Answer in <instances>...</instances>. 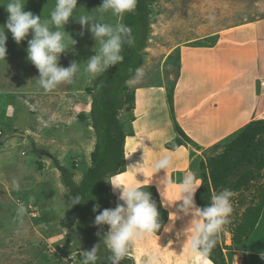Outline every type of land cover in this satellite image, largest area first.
Listing matches in <instances>:
<instances>
[{
    "label": "rangeland",
    "instance_id": "1",
    "mask_svg": "<svg viewBox=\"0 0 264 264\" xmlns=\"http://www.w3.org/2000/svg\"><path fill=\"white\" fill-rule=\"evenodd\" d=\"M7 2L0 0V25L6 22L8 16L2 5ZM24 3L25 11L41 16L44 21L50 18L56 0H24ZM101 3L102 0H77L74 16L92 15L97 19L102 18L105 23L123 24L125 14L118 18L110 13L101 15L97 12L96 8ZM75 17L69 19L65 31L77 43L61 54L59 64L67 67L75 60L80 64L81 72L72 83L58 85L47 93L37 83L38 69L27 59L26 49L31 34L17 44L10 31L5 30L8 37L7 54L5 59L0 60V264H68L66 254L82 247V238L74 227L66 228L62 224L72 214L73 204L67 197L70 190L63 183L59 170V166H67L75 181L80 182L91 165V153L96 143L91 120L81 117V114L90 115L91 111L92 97L87 88L94 80L83 73V68L86 60L95 54V41L91 32L83 28ZM263 19L264 0H152L149 36L141 66L144 76L138 82H128L131 90L136 93L143 86L164 85L165 90L172 87L180 70L182 47H214L222 38L226 39L222 46L234 44L230 41L231 37H235L244 25ZM187 65L186 61L185 68ZM261 81L258 83L259 93ZM139 96L136 127L137 135L141 138L138 148L144 156L139 162L128 150L130 159L126 171L129 182L134 184L136 175L137 185H149L148 182L158 184L160 177L167 176L165 187H168L171 184L168 170L167 173L163 170L153 174L152 168L165 153L172 154L164 148L166 143L160 140L168 134L163 102L158 96L148 95L147 100L151 102L152 108L143 111L139 117ZM165 101L168 104L167 90ZM262 111L260 116L264 115V106ZM120 118L126 131L132 132L135 112L122 110ZM142 119H145L144 123H140ZM153 128L156 132L151 134ZM173 131L176 132L174 128ZM187 147L191 151L188 158L194 163V177L197 179L202 155L207 156L209 153L198 150L192 144ZM132 160H135L133 164ZM152 174L159 178L146 180ZM260 174L249 187L234 192L229 223L218 234L214 248L222 247L228 264H247V249L244 245L247 235L243 229L247 223L243 216L247 207L258 205L264 199V169ZM183 177V174L178 173L173 179L175 181V178ZM109 179L114 181L112 177ZM110 180L108 182L113 193L110 208H115L119 190L114 192ZM156 187L162 193L165 191L160 185ZM21 203L27 209L22 220L17 215V207ZM185 218L187 221L188 218ZM234 237L241 242H234ZM168 247L166 245V251L163 252L156 248L157 251L153 248L151 251L158 252L164 264H178L180 256L172 252V246ZM138 248L132 246V254L138 259L133 256L127 258L130 264H144L143 250ZM149 251L146 248L145 252ZM202 259L204 261L205 257ZM207 261L205 263L209 264Z\"/></svg>",
    "mask_w": 264,
    "mask_h": 264
},
{
    "label": "clouds",
    "instance_id": "2",
    "mask_svg": "<svg viewBox=\"0 0 264 264\" xmlns=\"http://www.w3.org/2000/svg\"><path fill=\"white\" fill-rule=\"evenodd\" d=\"M137 2L138 0H102L96 10L101 15L110 13L119 18L125 13L134 12ZM2 5L8 16L6 22L0 25V60L5 59L7 54L6 29L10 31L17 44L31 34L32 38L28 40L26 49L27 59L38 69L37 83L40 88L47 93L56 89L58 85L72 83L77 74L81 72L80 64L74 60L69 66L64 67L59 64V60L62 53H66L77 43L65 31V25L69 19L75 17L77 0H56L50 18L44 21L41 20V16L24 10V0H8ZM75 18L83 28L91 32L92 39L95 41V54L86 60L83 68V73L95 80L107 72L111 66L123 61L124 57L121 54L123 47L134 43L132 29L122 23L115 25L105 23L102 18L97 19L92 15H80ZM143 76V69L137 68L132 80L138 82ZM171 166L172 157L165 153L152 165L153 174L160 170H165L167 173ZM138 173L144 175L143 172ZM110 182L114 192L119 190L118 200L123 203H117L115 208H105L100 211L95 216L94 224L108 226V230L102 236L99 232L97 235L101 236V242L109 253L108 264H120L121 261L131 257L134 241L157 234L162 228V223L156 202L152 199L151 193L144 190L145 185L128 184L125 186L111 180ZM166 182L167 176L160 181L164 185ZM199 186L193 174H186L180 181L176 198L169 204L181 202L176 205L177 211L173 212L174 218L170 217L172 220L177 219L181 214L183 216L192 215L193 219L189 226L181 233L186 236L183 248L187 244L190 252L203 258L210 255L217 245L218 234L223 226L229 223L233 211L231 198L234 193L229 189H223L213 194L210 203L201 208L196 205L194 198ZM71 203L73 205L80 203V197L78 195L72 197ZM99 207L98 204L94 205L93 211L97 212ZM26 211L24 204L18 205L17 215L21 220ZM171 227L172 225L166 226L164 230L169 231ZM100 243L95 244L91 250H81L77 254L80 256L79 260L73 254L69 258L75 264H98ZM260 256L264 259V252H261ZM143 259L144 264H160L161 256L158 252L149 251L144 253Z\"/></svg>",
    "mask_w": 264,
    "mask_h": 264
},
{
    "label": "trees",
    "instance_id": "3",
    "mask_svg": "<svg viewBox=\"0 0 264 264\" xmlns=\"http://www.w3.org/2000/svg\"><path fill=\"white\" fill-rule=\"evenodd\" d=\"M151 1L138 0L135 11L125 13L123 24L132 29L133 45H125L121 53L124 57L123 61L118 65L111 66L87 88V92L92 97L91 111L90 115L81 114V117L91 120V126L96 134L95 147L91 153V165L84 172L80 182L75 181L67 166H59L62 181L70 190L67 197L70 199L77 195L80 197V203L73 205L72 214L65 218L62 224L66 228L74 227L75 231L80 234L83 250H91L95 244L100 243L101 236L108 230L107 225L97 226L94 224L95 216L111 206L113 193L108 179L126 171L125 143L127 136L132 135L133 131H126L120 114L122 110L133 113L136 105V93L131 90L128 82L132 80L135 70L141 68L144 62L143 50L149 36ZM179 61L181 70L180 57ZM180 70L173 86L166 89L173 126L178 135L165 145L168 149H176L181 145L192 144L198 150L209 153L207 156L206 154L202 155L200 171L197 174L201 184L195 199L197 204L203 208L210 203L215 190L217 193L223 189H229L233 193L241 192L250 186L252 180L261 175L260 171L264 169V118L251 120L227 138L210 147L197 144L185 132L175 116L174 89ZM141 94L148 99V95H145L144 92ZM134 119L132 118V120ZM184 138L185 140H183ZM220 149L221 151H219ZM144 190L151 193L152 199L156 202L162 223V228L156 235H161L168 222L170 212L164 206L155 185H145ZM96 204L100 207L97 212H94L93 206ZM263 206L264 199H261L258 205L247 207L243 216L247 224L242 226L245 235H247L244 243L259 222ZM98 232L101 236L97 235ZM234 242L241 241L234 237ZM98 255L100 256L98 264H108L109 253L102 242ZM208 257L215 264H228L222 247L213 248ZM121 263L130 264V261L124 260Z\"/></svg>",
    "mask_w": 264,
    "mask_h": 264
},
{
    "label": "crops",
    "instance_id": "4",
    "mask_svg": "<svg viewBox=\"0 0 264 264\" xmlns=\"http://www.w3.org/2000/svg\"><path fill=\"white\" fill-rule=\"evenodd\" d=\"M231 38L232 40L230 41H233L234 44L227 43V45L222 46L226 42V39L222 38L214 47H182L181 70L174 89L175 116L185 132L197 144L203 147H210L227 138L254 118H264V115L260 116L264 106H262L264 103L262 99V97L264 98L263 89L261 86V92L259 93L258 86L259 81L264 76V19L244 25V28L235 37L232 36ZM186 61L189 66L187 65L185 68ZM142 92L145 95L158 96L163 102L168 134L164 137L165 139H160L161 143L162 141L167 143L176 136V132L173 131V122L168 114L170 106L165 101V87L155 85L149 87L143 86L137 89L136 107L134 110L135 119L132 120L133 134L127 136L125 143L126 167H128L130 159L128 150H130L132 157L138 158L139 162L143 160L144 156L138 148L141 138L137 135L138 130L136 127L138 120L137 96L140 95L138 100L139 117L151 109L152 105L149 100L142 96ZM144 120L142 119L140 123H144ZM151 122H153V119H151ZM155 132L156 129L153 128L151 134ZM169 132L171 133L169 134ZM164 148L172 153L170 154L172 156V163H175V165L168 169L167 174L171 184L165 187L167 184L160 183L165 176L159 178L153 174L148 175L146 180L159 178L157 180L158 184L156 182H148V184L160 185L161 189L165 190L163 192L166 193L165 196L162 190L159 189V192L164 206L170 212L166 226L172 225V227L169 231L164 230L161 235L154 234L143 240L134 241L132 246L136 249L139 247L140 251L142 249V253H145L146 248H149L150 251L152 248H156L159 252H163L166 251V245L172 246V252L180 256L178 264H206V260H208L209 264H215L208 256L203 261L202 258L190 252L187 244L183 248L186 236L181 233L189 226L190 221L193 219L192 215L189 214L188 216L190 217H188L181 214L177 218L180 223L170 218H174L175 214L173 212L177 211L176 205L181 203L177 201L175 204H169L170 201L176 198L180 181L186 174L191 173L195 176L194 163L192 164L190 157L188 158V154H191L190 148L185 145H181L176 149H168L165 145ZM149 153L151 156V152ZM133 161L135 160H132V164ZM127 173L128 171H124L113 176V180L116 181L113 182L125 186L132 184L129 182V174ZM178 173L183 174L184 177L181 179L175 178L174 181L173 178ZM135 178L136 175L134 177V184L137 182ZM199 181L201 180L198 177L197 179L195 178V182L198 185H200ZM117 203H119V200L116 202V206ZM195 203L199 207L196 199ZM185 217L188 218L187 221L184 220ZM183 222L186 225H183ZM244 245L247 249V264H264V259H261L260 256V253L264 252V209L259 222ZM156 249L155 251H157ZM131 256H133L132 252ZM133 257L136 256L134 255ZM136 258L138 259V256ZM160 264H164V262L160 261Z\"/></svg>",
    "mask_w": 264,
    "mask_h": 264
},
{
    "label": "built area",
    "instance_id": "5",
    "mask_svg": "<svg viewBox=\"0 0 264 264\" xmlns=\"http://www.w3.org/2000/svg\"><path fill=\"white\" fill-rule=\"evenodd\" d=\"M261 86H262L263 93H264V81H263V80L261 81ZM81 250H83V249L80 248L78 251H75L74 253L66 254V255H67V256H66V260H67L68 264H75V262H74L72 259L69 258L71 254L75 255L76 258H77V260L80 259V256L77 255V254H78ZM56 254H57V256H58V253H57V252H56Z\"/></svg>",
    "mask_w": 264,
    "mask_h": 264
},
{
    "label": "bare ground",
    "instance_id": "6",
    "mask_svg": "<svg viewBox=\"0 0 264 264\" xmlns=\"http://www.w3.org/2000/svg\"><path fill=\"white\" fill-rule=\"evenodd\" d=\"M130 158V157H129ZM188 217H190V216H188ZM184 220H186V218H184Z\"/></svg>",
    "mask_w": 264,
    "mask_h": 264
}]
</instances>
